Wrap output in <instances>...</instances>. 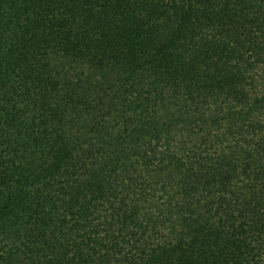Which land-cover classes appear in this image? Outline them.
I'll return each mask as SVG.
<instances>
[{"label":"trees","instance_id":"obj_1","mask_svg":"<svg viewBox=\"0 0 264 264\" xmlns=\"http://www.w3.org/2000/svg\"><path fill=\"white\" fill-rule=\"evenodd\" d=\"M0 264H264V0H0Z\"/></svg>","mask_w":264,"mask_h":264}]
</instances>
